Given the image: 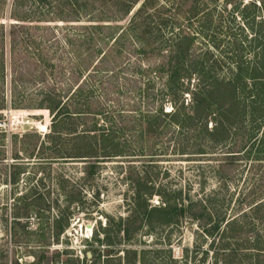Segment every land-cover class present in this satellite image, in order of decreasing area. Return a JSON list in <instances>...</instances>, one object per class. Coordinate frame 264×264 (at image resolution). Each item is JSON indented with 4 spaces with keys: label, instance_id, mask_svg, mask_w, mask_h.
Wrapping results in <instances>:
<instances>
[{
    "label": "rangeland",
    "instance_id": "obj_1",
    "mask_svg": "<svg viewBox=\"0 0 264 264\" xmlns=\"http://www.w3.org/2000/svg\"><path fill=\"white\" fill-rule=\"evenodd\" d=\"M12 1L0 0L1 22L10 20ZM20 1L27 17L16 36L34 37L55 66L47 67L49 73L54 68L51 79H41L35 59L24 56L17 84L11 74L5 88L0 83V97L6 96L0 106V264H264V249L247 247H264L263 126L256 132L254 123L245 121L230 128L225 142L212 143L198 125L180 128L166 115L156 130L146 132L145 118L160 99L161 80L147 81L133 69L138 56L130 51L125 60L131 62L118 72L117 82H110V92L96 91L115 115L122 112L114 129L126 150L98 156L90 173L93 159L63 156L75 142L65 128L54 140L46 135L51 115L38 106L42 88L54 77L62 83L71 78L64 43L82 37L89 0L78 9L65 0ZM228 31L222 19L215 45L209 41V54L221 63L233 48ZM163 106L169 111L172 103L165 100ZM81 141L84 149L87 138ZM141 188L152 193L143 192L138 202ZM156 190H174L183 199L187 210L178 222L169 224L153 213L148 224L144 208L164 204ZM57 217L68 223L56 236ZM120 217L136 219L128 235L117 230ZM217 221L220 232L210 235ZM104 226L110 242L101 232Z\"/></svg>",
    "mask_w": 264,
    "mask_h": 264
},
{
    "label": "trees",
    "instance_id": "obj_2",
    "mask_svg": "<svg viewBox=\"0 0 264 264\" xmlns=\"http://www.w3.org/2000/svg\"><path fill=\"white\" fill-rule=\"evenodd\" d=\"M65 2L72 9L88 6V0ZM20 6V0H13L8 14L11 21H0L2 88L9 74L17 84L16 76L23 75L17 68L24 56L35 59L39 78L51 79L49 75L54 73V68L47 71V67L55 65L34 37L16 36L27 17ZM89 7L82 37H68L64 43L69 51L68 72L72 79L62 83V79L54 77L50 85L42 88L38 103L51 115L46 135L54 140L65 128L67 136L75 140L73 149L63 156L86 155L93 159L88 168L94 173L98 156L110 158L125 152L119 147L118 128L114 129L122 112L115 115L96 91L110 92V82H117L118 72L131 62L130 58L125 60L130 51L138 56L133 69L145 75L147 81L152 77L161 80L160 99L154 113L148 112L145 118L146 132L156 130L168 115L176 126L198 125L208 141L221 143L228 138L230 128L247 121L254 123L256 132L263 126L260 139L264 142V0H89ZM222 19L230 30L229 43L233 46L224 63L209 54V41L215 45V27ZM58 72L65 73L60 64ZM2 93L0 106H5L6 96ZM165 100L172 103L169 111H163ZM99 114L103 115L102 121ZM79 124L87 128L79 131ZM82 138H87L84 149ZM156 191L163 196L164 204L144 208L142 214L149 217L148 224L153 213L163 216L169 224L178 222L187 210L183 199L174 195V190ZM143 192L151 195L152 190L138 189V202ZM135 220L120 217L117 230L128 235L129 224ZM67 223L63 217L54 219L56 236ZM221 223H214L209 234L219 233ZM101 229L104 239L110 242L109 226ZM96 240L101 241L100 237ZM247 247L264 249L259 244Z\"/></svg>",
    "mask_w": 264,
    "mask_h": 264
},
{
    "label": "water",
    "instance_id": "obj_3",
    "mask_svg": "<svg viewBox=\"0 0 264 264\" xmlns=\"http://www.w3.org/2000/svg\"><path fill=\"white\" fill-rule=\"evenodd\" d=\"M87 255H89V252H87Z\"/></svg>",
    "mask_w": 264,
    "mask_h": 264
}]
</instances>
